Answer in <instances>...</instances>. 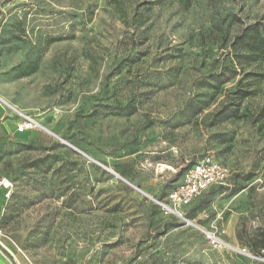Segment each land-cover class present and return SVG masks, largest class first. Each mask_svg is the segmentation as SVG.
<instances>
[{"label": "rangeland", "instance_id": "obj_1", "mask_svg": "<svg viewBox=\"0 0 264 264\" xmlns=\"http://www.w3.org/2000/svg\"><path fill=\"white\" fill-rule=\"evenodd\" d=\"M256 25L264 0H0L15 263L264 264V56L232 47ZM24 116L40 127L18 133ZM206 157L227 184L165 215L156 200Z\"/></svg>", "mask_w": 264, "mask_h": 264}, {"label": "built area", "instance_id": "obj_2", "mask_svg": "<svg viewBox=\"0 0 264 264\" xmlns=\"http://www.w3.org/2000/svg\"><path fill=\"white\" fill-rule=\"evenodd\" d=\"M36 120L31 116H24L18 122L16 131L28 133L38 128ZM230 178V169L214 158L206 157L189 166L177 185L171 188L163 201H157L165 215H174L185 219L184 209L191 206L197 199L214 188L225 186ZM13 182L7 177L0 178V191L5 200L13 194ZM212 245L217 246L219 239L210 235Z\"/></svg>", "mask_w": 264, "mask_h": 264}, {"label": "trees", "instance_id": "obj_3", "mask_svg": "<svg viewBox=\"0 0 264 264\" xmlns=\"http://www.w3.org/2000/svg\"><path fill=\"white\" fill-rule=\"evenodd\" d=\"M232 47L234 48L238 59L251 55L264 56V35H262L260 27L256 25L252 29H245L235 38ZM231 117L232 116H229L228 118ZM215 189L217 188H214L209 192H213ZM257 240H260L259 244L253 248V251L257 256H261L264 251V236L261 238L256 237L254 239V241Z\"/></svg>", "mask_w": 264, "mask_h": 264}, {"label": "crops", "instance_id": "obj_4", "mask_svg": "<svg viewBox=\"0 0 264 264\" xmlns=\"http://www.w3.org/2000/svg\"><path fill=\"white\" fill-rule=\"evenodd\" d=\"M4 203L5 199L3 193L0 191V222L4 214ZM0 264H13L8 257L0 250ZM19 264H27L26 262H21Z\"/></svg>", "mask_w": 264, "mask_h": 264}, {"label": "water", "instance_id": "obj_5", "mask_svg": "<svg viewBox=\"0 0 264 264\" xmlns=\"http://www.w3.org/2000/svg\"><path fill=\"white\" fill-rule=\"evenodd\" d=\"M107 170H109L108 168H106ZM111 173L115 174L112 170H109ZM116 176H118L117 174H115ZM0 250L6 255V257H8L10 259V261L13 264H16L15 261L8 255V251H6V249L2 246V244L0 243ZM7 252V253H6Z\"/></svg>", "mask_w": 264, "mask_h": 264}, {"label": "bare ground", "instance_id": "obj_6", "mask_svg": "<svg viewBox=\"0 0 264 264\" xmlns=\"http://www.w3.org/2000/svg\"><path fill=\"white\" fill-rule=\"evenodd\" d=\"M37 124L39 125V127H40V124L37 122Z\"/></svg>", "mask_w": 264, "mask_h": 264}]
</instances>
